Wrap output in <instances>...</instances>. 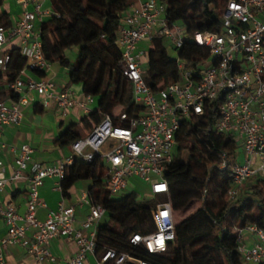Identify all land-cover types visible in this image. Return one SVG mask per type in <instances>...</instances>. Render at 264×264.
I'll use <instances>...</instances> for the list:
<instances>
[{
	"label": "built area",
	"instance_id": "2783aa9c",
	"mask_svg": "<svg viewBox=\"0 0 264 264\" xmlns=\"http://www.w3.org/2000/svg\"><path fill=\"white\" fill-rule=\"evenodd\" d=\"M16 1L25 9L28 0ZM32 1V11L25 9L12 25H0V74L10 60L8 47L12 41H19L26 62L9 86L18 94V100L12 103L0 100V131L20 124L22 107L28 104L27 92L45 97L44 106L48 104L46 98L51 97L63 111L76 105L66 89L55 94V85L50 80L22 79L25 71L42 74L50 68L42 53L41 22L37 26L43 14L41 3ZM156 39L166 40L177 53L192 44L204 49L208 57L198 67L178 59L179 80L153 91L144 80L146 65L141 58L145 56L147 63L148 50L141 46ZM116 44L121 50L117 69L129 83L132 101L140 110L132 115L121 110L115 115H105L85 137L71 142L69 155L55 165L33 162V149L28 144L19 146L10 175L0 160V191L21 179L28 183L24 214H18L12 203L0 206V216L6 225V235L0 238V264H7L4 254L12 246L23 248L33 264H55L49 247L54 238H66L77 245L70 264H87L89 258L95 264H150L113 249L97 255V232L105 210L92 202L88 192H83L71 205L60 204L49 210L45 220H39L38 211L46 208L40 199V188L45 179L51 178L58 181L61 190L68 166L75 161L92 165L99 160L105 167L102 181L109 195L120 194L129 179L136 178L148 186L151 195L165 196L169 189L163 172L176 156V135L182 123L213 107L214 131L240 140L246 157L244 164L235 160L232 166L234 188L229 198L237 200L249 178H264V0H229L222 14V32L200 31L192 36L182 24L167 21L164 4L157 0H132L122 14ZM92 100L91 96H85V102L79 105L85 108ZM4 148L0 141V150ZM77 206L88 210L82 221V229L87 233L74 228ZM175 215L169 202L155 204L151 209L155 229L145 235L133 234L130 244L142 246L149 254L164 253L174 241ZM237 234L242 261L264 264V230L250 225L238 229Z\"/></svg>",
	"mask_w": 264,
	"mask_h": 264
},
{
	"label": "trees",
	"instance_id": "16d2710c",
	"mask_svg": "<svg viewBox=\"0 0 264 264\" xmlns=\"http://www.w3.org/2000/svg\"><path fill=\"white\" fill-rule=\"evenodd\" d=\"M51 15L39 26L43 57L50 64L68 70L69 82L79 85L91 96L97 108L69 128L60 138L62 145L85 137L101 122L105 108L119 107L128 114L140 106L132 101L131 87L117 67L121 50L116 44L123 12L132 0H49ZM166 7L169 23L183 25L186 33L222 32V14L229 0H157ZM0 25L8 26L2 21ZM148 50L144 80L153 90L179 80L177 60L171 58L164 41L156 39ZM76 49L74 60L69 58ZM9 50L10 60L0 74V100L17 101L9 89L26 62L19 47ZM208 57L204 49L192 44L178 50V58L188 65L200 66ZM213 107L201 116L186 119L176 135V156L166 165L163 177L168 194L150 204L137 201L135 192L124 196L109 195L103 188L105 167L95 160L92 165L75 161L65 170L61 182L63 198L78 182L90 181L88 195L101 205L109 221L99 225L97 255L107 249L127 253L150 264H246L238 252L237 230L256 225L264 230V178L254 176L237 200L228 194L234 188L232 166L236 160L237 140L231 134L215 132ZM186 152V162L180 160ZM159 202H169L175 214L198 205L196 211L175 224L174 241L161 254H149L142 246L133 247V234L152 232L151 209ZM103 216V217H104Z\"/></svg>",
	"mask_w": 264,
	"mask_h": 264
},
{
	"label": "crops",
	"instance_id": "0c3cea01",
	"mask_svg": "<svg viewBox=\"0 0 264 264\" xmlns=\"http://www.w3.org/2000/svg\"><path fill=\"white\" fill-rule=\"evenodd\" d=\"M40 3L43 14L40 16L37 26L51 14L50 1L40 0ZM33 8L34 2L28 0L25 9L32 11ZM25 9L16 0H0V18L11 25L21 17ZM19 45V41L15 40L8 48L12 49L19 47ZM70 53V55H74L76 49H72ZM22 79L25 82L28 80H50L55 85V94L66 89L76 105L67 111H63L53 97L46 98L48 104L44 106L43 100L45 97L39 96L35 92L25 93L28 104L22 107L20 124L4 127L0 131V141L5 145V148L0 150V160L6 167L7 175L12 172L13 162L18 156V148L21 144H28L33 149L32 161L38 164L55 165L61 159L67 157L69 147L68 145H62L58 141L59 138L72 126H78L80 121L88 116L89 112L97 108L94 99L92 102L86 103L85 108L79 105L80 102H85V95L79 85H73L69 82L68 70L59 64H50L49 70L42 74L25 71ZM2 100L12 103L9 98ZM57 183L56 179H45L43 186L40 188V199L46 206L37 213L38 219L41 221L45 220L49 210L56 209L60 204L71 205L75 203L83 192H88L91 185L90 181L78 182L69 190V197L63 198ZM27 197L28 183L26 179H21L7 184L0 191V206L12 203L16 212L22 215L26 211ZM87 212L85 206L75 208L74 228L82 230L84 233H87V231L82 229V221ZM5 235L6 225L0 216V238ZM49 247L52 255L56 258L55 264H70L77 252L75 242L66 238H54L50 241ZM4 255L7 264H33L32 257L18 246L9 247ZM87 264H92L91 258L88 259Z\"/></svg>",
	"mask_w": 264,
	"mask_h": 264
},
{
	"label": "rangeland",
	"instance_id": "374dc122",
	"mask_svg": "<svg viewBox=\"0 0 264 264\" xmlns=\"http://www.w3.org/2000/svg\"><path fill=\"white\" fill-rule=\"evenodd\" d=\"M164 44H165V47H166V50L169 54V56L171 58H174L175 60H178V53L173 51L172 50V47L170 46V43L167 42L166 40H164ZM153 45L151 43L149 44H143L141 46V49L143 50H150L152 49ZM71 54V53H70ZM69 54V58L71 60H74V55H70ZM141 63H143L144 65H146V58L145 56H143L141 58ZM121 110V108L119 107H114V106H109L108 108H105L104 109V112L109 114V115H115L117 114L119 111ZM186 157H187V154L186 152H184L181 157H180V160L182 162H186ZM245 155L242 151V147H241V143H240V140L237 142V153H236V162L238 164H244L245 162ZM259 162L257 163V165H254L252 166L253 168H256L258 166ZM246 185H244L242 187V193L244 192V190L246 189ZM130 192H135L136 194V198H137V201L138 202H141V203H144V204H150L152 203L153 201H155L158 196H153L151 195L150 191H149V188L146 184H144L143 182L141 181H138L137 179L135 178H130L129 179V182H128V186L126 187V189L124 191H122L120 194L116 195V196H124L125 194H128ZM198 205H194L192 207H190L187 211L183 212V213H180V214H176L175 215V221L176 223L181 220V219H184L190 215H192L196 209H197ZM109 221V218L105 215L102 220L100 221V225L102 224H106L108 223ZM92 264H95V262L92 260Z\"/></svg>",
	"mask_w": 264,
	"mask_h": 264
}]
</instances>
